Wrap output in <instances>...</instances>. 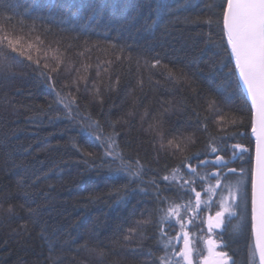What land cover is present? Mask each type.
<instances>
[{"label": "trees", "instance_id": "trees-1", "mask_svg": "<svg viewBox=\"0 0 264 264\" xmlns=\"http://www.w3.org/2000/svg\"><path fill=\"white\" fill-rule=\"evenodd\" d=\"M17 3L18 0H0V11L8 6L15 9ZM39 3L43 8L45 0ZM56 4L62 15L75 13L77 23H90L94 33L88 37L91 43L107 48V33L108 38L127 49L119 61L111 51L93 52L90 61L78 58L75 50L70 52L73 66L80 72H62L58 85L85 75L82 64H92L90 80L95 84H88L81 103L88 104L106 131H111L106 121L115 125L121 133V145L130 142L124 149L127 155L139 154L150 168L165 174V163L174 165L176 161L160 153L159 163L155 162L161 143L158 132L175 130L193 135L197 143L189 153L202 150L207 134L200 130L195 113L201 118L207 115L206 102L215 98L226 119L243 117V124L230 129L238 135L228 143L248 148L246 161L254 156L250 113L239 94L226 95L223 89H217L220 79L206 70L207 55L200 58L199 65L189 64L198 52L195 38L201 29L179 23L153 32L149 26L155 15V0H56ZM89 17H94L91 22ZM97 57L113 61L110 66L104 65L108 71H101L99 77ZM155 59L161 63L153 68L150 65ZM198 66L205 71L193 77ZM181 71L185 73L183 78ZM95 86L100 88L103 104L95 99ZM53 99L48 84L27 63L0 73V264H156V257L163 252L156 249L154 228L149 226L143 236L131 242L123 239L130 227L152 212V196L137 190L120 201L116 189L126 181L110 180L106 169L88 168L83 163L85 153L99 154L101 149L80 135L77 126L52 119L56 116L55 105L51 111L48 105ZM232 108L237 111L230 112ZM216 119L212 117L209 122V132L213 134ZM72 138L78 141L80 151L72 147ZM241 166L250 167L240 161L231 165L237 169ZM247 187L250 217V183ZM232 223L235 225L237 220ZM192 229L198 234L196 228ZM223 239L227 244L223 250L236 264H247L250 223L243 235L227 226ZM150 249L154 256L148 254Z\"/></svg>", "mask_w": 264, "mask_h": 264}, {"label": "snow or ice", "instance_id": "snow-or-ice-1", "mask_svg": "<svg viewBox=\"0 0 264 264\" xmlns=\"http://www.w3.org/2000/svg\"><path fill=\"white\" fill-rule=\"evenodd\" d=\"M15 9L8 6L0 11V73L11 72L16 64L27 63L53 93L54 99L48 105L50 111L55 105L56 116L52 119L67 120L77 126L80 135L90 138L101 149L99 154L85 153L83 163L88 168L106 169L110 180L126 181L116 189L120 201L137 190L153 198L152 212L128 229L124 241L143 236V230L151 226L155 229L152 238L156 249L163 252L156 257V264H229V261L236 264L232 256L222 250L227 247L223 232L231 225L235 233L243 235L250 223L247 264H264V0H155L150 29L153 32L161 28L167 30L179 23L201 29L195 38L198 52L189 64L199 65L200 58L208 56L206 70L219 77L218 90L223 89L226 95L239 94L250 113L251 133L255 138L254 156L246 161L249 149L239 143H228L238 135L230 129L243 124V117L226 119L220 101L208 99V114L201 118L195 113L200 130L207 134L202 150L189 153L191 146L197 143L193 135L175 130L158 132L161 143L155 162L159 163L160 153L176 161L174 165L165 163L163 175L150 168L139 154L127 155L124 149L130 142L121 145V133L115 130V125L106 121L111 129L106 131L104 123L93 117L88 104L82 105L88 84H95L90 80L91 63L82 64L85 75H77L58 86L62 72L69 75L80 72V68L73 66L75 61L70 59V52L75 50L78 58L90 61L93 52L107 54L111 51L119 61L126 47L112 41L107 33H104L107 48H102L98 42L91 43L88 37L94 33L90 23L80 25L75 13L62 15L56 0H45L43 8L39 0H31V4L29 0H23L22 4L18 0ZM93 18L89 17V22ZM112 63V60L101 61L97 57L96 75L107 72L104 65ZM160 63L155 59L150 66L155 68ZM204 71L198 66L192 76ZM172 75L169 70V76ZM180 75L183 78L185 73L181 71ZM94 92L95 99L103 104L98 86L94 87ZM212 117H218L215 134L209 132ZM168 135L173 138L167 139ZM71 144L75 150H81L75 138ZM237 161L246 162L250 167H231ZM209 168L214 170L208 171ZM8 211H12L11 207ZM233 220H237L235 225ZM192 228H196L198 234L193 233ZM200 244L204 245L203 249ZM148 254L155 255L151 249Z\"/></svg>", "mask_w": 264, "mask_h": 264}, {"label": "flooded vegetation", "instance_id": "flooded-vegetation-1", "mask_svg": "<svg viewBox=\"0 0 264 264\" xmlns=\"http://www.w3.org/2000/svg\"><path fill=\"white\" fill-rule=\"evenodd\" d=\"M191 231H193V229H191ZM213 235V238H216L215 234H212ZM202 245V244H200ZM199 245V246H200ZM221 249H217V251H220ZM223 250V249H222ZM224 251V250H223ZM204 255H207L206 251L204 252ZM229 264H231V261H229Z\"/></svg>", "mask_w": 264, "mask_h": 264}, {"label": "rangeland", "instance_id": "rangeland-1", "mask_svg": "<svg viewBox=\"0 0 264 264\" xmlns=\"http://www.w3.org/2000/svg\"><path fill=\"white\" fill-rule=\"evenodd\" d=\"M203 227H204L205 233H207V227H206V224L203 225ZM214 239H215V238H214ZM199 247H200L201 249H203L204 245L202 244V245H200Z\"/></svg>", "mask_w": 264, "mask_h": 264}, {"label": "water", "instance_id": "water-1", "mask_svg": "<svg viewBox=\"0 0 264 264\" xmlns=\"http://www.w3.org/2000/svg\"><path fill=\"white\" fill-rule=\"evenodd\" d=\"M251 136H252V138L254 140V150H255V138L253 137L252 133H251Z\"/></svg>", "mask_w": 264, "mask_h": 264}]
</instances>
